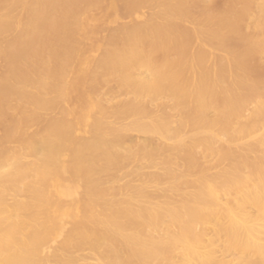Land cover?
Segmentation results:
<instances>
[{"label":"bare ground","instance_id":"1","mask_svg":"<svg viewBox=\"0 0 264 264\" xmlns=\"http://www.w3.org/2000/svg\"><path fill=\"white\" fill-rule=\"evenodd\" d=\"M103 1L0 0V264H264V0ZM96 8L134 18L87 55Z\"/></svg>","mask_w":264,"mask_h":264},{"label":"rangeland","instance_id":"2","mask_svg":"<svg viewBox=\"0 0 264 264\" xmlns=\"http://www.w3.org/2000/svg\"><path fill=\"white\" fill-rule=\"evenodd\" d=\"M107 1L108 0H106V2ZM181 3L182 4H180V8L184 12L190 13V12H192V10H194V12H193V14H194V13L199 12V10H200L199 7L196 4H194L195 3L194 0H182ZM187 3H188V5H186ZM228 3H231V4H228ZM217 4H219V5H217ZM216 6H217L218 9H220L219 10V13H217ZM250 6H251V0H228L225 3V5L222 4V3H216L215 5H213L211 7V9H210V14L213 17H216V15L219 16L218 14L223 15V13L225 11V8L224 7L229 8V9H230V7H231V9L234 8L235 11H237V12H239V13L242 14L243 12L247 11ZM193 7H196V9H194ZM97 9H98V11H97ZM100 10H101V8L100 9L99 8H96L94 11H92L93 13L91 12V13H89L90 15L87 14L88 16L87 17H84L86 19L83 18L84 27L86 28L87 32H89V33H86L85 32V36H84V39H83L84 42H82L83 43L82 46H84V48L82 47V49L85 52V54H87V55H93V54L96 53V51L98 50V48L102 44V41H104V38H103V37H105L104 34L108 30V28H106V27H110L109 25H112L113 26V24H115V25L117 24L118 25V23L119 24H125L127 22L130 23L131 21H133V20L130 21V19L134 18L132 15H121V17L120 16H117V18H114L112 14H109L108 12L106 13V12H103L102 11L101 13L104 16L101 14L102 16L100 17L101 18L100 20H98V21L92 20V16L93 17H96V15L98 13H100ZM216 18H221V16L220 17H216ZM239 22H241V21H239ZM239 22L236 21L237 24ZM87 25H88V28L86 27ZM174 25L177 28L180 27L181 30H182L183 27H184V29H186L185 26H179V25L177 26L176 23ZM102 28H103V30H102ZM86 34L88 36H86ZM85 37H86V39H85ZM194 45L196 46V44H194ZM248 58L245 59V62L247 63V66L249 67V70L250 71L252 70V72L249 71L250 72V76L252 78H255L254 80L255 81L257 80L256 82H258V81L259 82H262L263 84L261 83V85L263 87V85H264V67L254 66L255 67L254 68L249 63V59ZM4 64H5L4 63V60H0V65H1L0 67L4 66ZM256 67H259V68H256ZM3 68L4 67H2V69L0 68V74L2 73L1 71L3 70ZM253 69H254V72H253ZM74 74H72V75H74ZM80 75L81 74H79V75L76 74V75L72 76L73 79L70 78L71 79V82H70V79H69V83L70 84L68 85L69 86L68 88L70 90L69 89L67 90V94L69 96V100L67 99L68 102L66 101L67 104H65V106L67 108L66 110L67 111L69 110L68 111L69 117H71L72 119H78L79 117H78L77 114L80 113V115H81V113L83 112V110L85 111V106H86V109H88V107H89V98H88L89 95L87 96V91L89 92V90H87L88 88H87V85H86L89 82V78L88 77L85 78V75L88 76L85 73H84V75L82 73V76H80ZM85 80H86V82H85ZM259 82H258V84H259ZM162 104H163V106L160 107L161 108L160 109V113H161L160 115L163 118L168 119V120H172V119L175 120L176 118H178V114L176 112H173L170 109L171 108V105L169 106L170 103L168 104L166 102L165 103L163 102ZM147 105H145V107H147ZM105 106H104V111L105 110H108V111H105V112L106 113H109L107 116H108V118H109L110 121H113L115 123H120V124L123 123L124 121H126V123L129 121L127 119H125V120L124 119L123 120H117V119H115L114 120V118L112 117V114L114 112V109L117 110V108H118V106L115 105L114 103H112V104H108L107 103V106L106 107ZM162 107L166 108V112H165V114H167L166 117L164 115L165 109L162 108ZM168 107H169L170 110L168 109ZM82 108H83V110H82ZM148 108H152V107L150 105H148ZM146 109L147 108H145V110ZM152 109H149V110H152ZM111 110H112V112H111ZM149 110L147 109L146 111L148 112ZM80 111H82V112H80ZM150 112H148V113H150ZM153 112H156V110H154ZM168 115L169 116H171V115L174 116L175 115V116L174 117L171 116L170 118H167V117H169ZM121 138H122L123 141L125 140V142L128 143L131 148H134V149H137L142 144V142H144V140H145L144 135H142L140 133H137V132H124L122 134ZM30 164L32 165L33 163L32 162L25 163L26 166H30ZM128 169L129 168H125L124 170L121 171L120 174L123 175L124 173H126L128 171ZM117 186H118V183H115V184H113L112 187L115 188ZM59 197H61L62 199L61 198L58 199V196H57V198L56 197L55 198H56V200L58 202H61L62 201L61 204H66L67 203L66 201H68V202L71 201V199H69V198L62 197V196H59Z\"/></svg>","mask_w":264,"mask_h":264}]
</instances>
